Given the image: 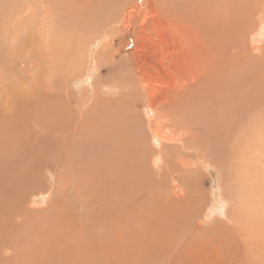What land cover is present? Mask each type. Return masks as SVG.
Here are the masks:
<instances>
[{"label":"rangeland","instance_id":"374dc122","mask_svg":"<svg viewBox=\"0 0 264 264\" xmlns=\"http://www.w3.org/2000/svg\"><path fill=\"white\" fill-rule=\"evenodd\" d=\"M26 1L0 0V135L10 146L11 127L4 126L12 121L24 122L30 134L21 142L24 157L13 154L19 164L11 173L0 158V264H264V0H222L217 10L201 8L210 0H161L193 20L187 36H197L214 66H155L162 74L169 67L175 72L170 89L147 75L156 90L152 96L157 100L160 95L154 110L147 106L148 95L132 87V97H139L130 103L137 115L133 119L146 135L135 152V168L121 173L133 150L126 151L122 141V128L127 132L130 127L119 122L114 150L104 151L110 162L107 181H95L70 165L55 166L60 164L59 138L50 129L51 117L42 113L56 101L87 111L94 98L93 77L101 93L114 98L120 86L114 81L130 80L136 67L135 40L131 43L125 34L123 40L110 41L101 28L116 32L111 23L128 3L150 17L160 0H107L105 11L94 19L76 12L91 3L98 7L100 0ZM108 11L112 18L106 19ZM148 23L145 29L151 30ZM107 41L114 46H107V66L96 68V51ZM180 57L177 53V65ZM165 92L172 98L162 101L173 103H162ZM34 98L46 99V107L34 104ZM80 113L78 122L67 123L73 129L81 123L76 130L86 128L87 133L91 126L79 123ZM151 121L158 123L161 135L146 128ZM78 134L75 142L82 141L73 147L91 156L90 162L81 160L89 165L93 152L101 153L98 141ZM36 153L41 154L37 163L31 157ZM24 165H30L31 173L16 178Z\"/></svg>","mask_w":264,"mask_h":264},{"label":"bare ground","instance_id":"6f19581e","mask_svg":"<svg viewBox=\"0 0 264 264\" xmlns=\"http://www.w3.org/2000/svg\"><path fill=\"white\" fill-rule=\"evenodd\" d=\"M91 1L93 2V0H91ZM165 1H167V0H165ZM220 1H222V0H210L209 2H206V3L205 2H201V3L199 2V3H200L201 8L203 6H206L208 9L213 10V9H216L217 7H219L221 5ZM26 2H29V0L26 1ZM111 2H113V1H111ZM160 2H161V0L159 1V4H157L156 13L152 14L150 17H148L147 13L146 14L144 13V11H143V9L141 7H137L138 5L131 4V3L127 2L128 5H129V6H127L128 9H126L124 12H121L122 14L120 16L118 15V18H116L117 16L116 17L113 16L115 21L113 20L114 22H112L111 24H112V26H114L117 29V30H114L116 32L111 31V33H113V34H108L107 30L104 29L105 26H103L101 28V32L102 31H103L102 33L105 32V34H107V38L110 41H113V39L119 38V37H120L121 40H123V36L125 34L128 35V38H129L131 43H132V40H135L134 49H133V51H134L133 60H134V64H135L136 67L134 66L135 68H134V70H132V77H131L130 80L123 79L122 78L123 76L121 75L122 77L119 79L120 81H118V80L114 81V85L115 84L117 85V82L120 83L119 84L120 86L117 85L119 88L117 87L118 88L117 89V95L114 98H109V97H107V95H103L101 93V85H98L96 83L94 77L90 81L91 82L92 91H94L93 102L90 105L91 106L90 107L91 109L89 108L90 110L88 109L87 111H83L84 112V114H83L84 116L82 118V121H79V123L82 122V124H84V123L88 122L90 124V126H91V131H89V132L87 131V133H85L86 131H84V130H89V129L82 128V127H81V129L76 130L81 125V123H80V125L78 123L79 126L75 127L74 129L72 128L71 125H68L67 121L71 122L72 124H74L75 121L79 120L82 117V115H81L82 113H79L78 115H76L73 110L69 109L70 106H67V104L63 105L59 101H56L57 103L53 105V109L51 111L48 112L46 110L44 113H42V116L45 115V116H50L51 117L50 121H49L50 122V129L53 130V132L56 135H58L57 137L59 138V141L57 142L56 149H58V152H59V155H60L61 158H58V161L60 162V164H57V165H55L56 163L54 164L56 167L61 166V165H63V166L70 165V167L77 173H83L84 175L90 173L91 174L90 176L97 177V178H93L95 181H98V180L107 181V179H106L107 178V176H106L107 175V163H110V162H108L106 160L107 155H104V151L107 149V147L110 148L111 151L114 150L112 148L113 147L112 146V140H113V137L116 134L115 128H117L122 122L123 126L126 124V125H129L128 128L130 127V129L126 130L127 132H124L125 131L124 128H122L123 131L120 129L123 132V134L125 133L124 134L125 138L122 140L124 148H125L126 151H130V150H133V151H131V154H132L131 157L132 158L128 162V166L124 165V166H122L121 170H119V169L118 170L121 173H128L127 168H129V167H134L135 168L134 164H136V162H137V157L135 156V152L138 151V146H140L139 143L141 142L140 140H141L142 136L145 138V135H146L145 130L143 131L144 127H142L141 124L137 123L138 122L137 120H136L137 121L136 122L133 119V117L136 115V112L134 110L135 109L134 107H130V103L136 101L139 97L138 98L137 97H132L133 96V91H130V90H133L132 87L135 86L137 88H140L139 89L140 92L144 91L148 95L149 101L147 103V106L154 110V106H155L154 102L156 100V97H153L152 93L154 91H156V90L155 89H151V86L153 87V85H152L153 83H152V81H151L152 84L150 82H148V80H147V75L148 74L152 75L150 77V78H153L152 80H158V82L160 81L161 84L167 85L168 88L170 89L172 87V80L174 78L173 77V72H175V70H178L180 68L179 66H182V65L190 66L191 65V66H195L196 68H197V66H207V65L209 66L210 64H211V66H214V62H212V61H214V59L212 58V54L208 55V51L204 50V49L202 51L203 46H202V44H200L199 39L197 38V36H195L193 33H191V34L189 33V35L187 36L188 32H190V31L193 32V30H192V28H194L193 25L188 24L189 22L194 23L193 20L191 18H188L187 15L184 16L185 14H182V12L178 11L176 8H172L171 9L170 7L165 5V2L164 3L163 2L160 3ZM178 2H181V1L178 0ZM97 3H98V7H96L94 5V3H93V5H92V3L90 5H84L85 3L84 4L82 3L86 7L83 6L84 8H82L80 11L78 10L76 12L77 17L80 16V17H82V19H94V18H97L100 15H102V13L105 11V9L107 7V0H100V2L98 1ZM113 3H115V2H113ZM95 4H96V2H95ZM120 4H121V2H120ZM177 4H178V6H177V8H178L179 4H181V3H177ZM23 5L20 6V7H23ZM121 5H123V4H121ZM169 5L171 6V4H169ZM182 5L184 6L185 4H183V2H182ZM28 6H29V4H27V7ZM110 6L112 7L113 5H111V3H110ZM118 6L120 7V5H118ZM181 7L182 6H180L178 9L183 11V9H181ZM109 8H107V10H109ZM25 9H26V7H25ZM121 9L122 8L120 7V10ZM123 9H125L124 6H123ZM116 10L117 9L115 8V12H116ZM109 12L110 11H108V14L106 13L107 14L106 19H107L108 15H109ZM111 12H114V10L111 11ZM185 12H187V11H185ZM118 13L119 12H116V14H113V15H117ZM22 14H24V12ZM30 15L31 14H29V16ZM205 15L206 14H203V16H202L203 17V21H204V17H206ZM109 17H111V14H110ZM110 20H112V19H110ZM90 22H92V21H90ZM106 22H107V20H106ZM146 22H147L148 25H150L148 22L152 23V29L151 30H148L147 28L145 29L144 25H146ZM219 22H220V20H219ZM121 23L124 24L125 29H128V30L122 31L121 30L122 26H119V25H122ZM20 26H21V24H20ZM161 26L164 27V29H162ZM111 30H113V29H111ZM109 32H110V30H109ZM29 35H31V34H29ZM70 40H71V38H70ZM38 42H40V41H38ZM119 45L122 46V47L124 46V48H125V45L123 44V42H121V44L119 43ZM107 46L114 47L113 45H111V42H108V41H107ZM130 46H131V44L129 43V45H128V41H127L126 48H129ZM33 47L31 48L32 50H33ZM177 53L182 56V58L180 57L179 60L177 58V60L179 62L178 65L176 64L177 62H175ZM122 59H123V57H122ZM122 65H123V63H122ZM48 66H50V65H48ZM64 66H62V68H64ZM155 66H162V67L175 66L174 67L175 70L172 69V71H170V67H169V69L166 68L167 71L165 70L167 73L166 74H162L160 72V70H159L160 68H157ZM98 67L99 66H96V68H98ZM181 68H182L181 70H183V67H181ZM196 68H195V70H196ZM64 69H66V68H64ZM64 69H63V71L65 73L66 70H64ZM72 69H73V65L68 68L67 72L70 73V71ZM150 70H151V72H150ZM184 70H185V68H184ZM195 70H193V71H195ZM63 71H62V73H63ZM189 72H191L190 69H189ZM189 72H188V74H189ZM180 73H181V71H180ZM184 73H186V72L184 71ZM193 73L194 72H192V74ZM126 76L129 77L130 75L126 74ZM176 78L177 77H175V80H176ZM185 78H187V76ZM154 85H155V83H154ZM106 87L111 90L110 85L107 84ZM155 87L158 88V85H156ZM19 89H21V88L19 87ZM127 91H130V92L127 94ZM137 91H138V89H137ZM166 92L163 93L161 101L164 98V96H169V97L172 98V96L169 95L170 94L169 91H168V93H169L168 95L166 94ZM157 95H159V94H157ZM159 96H158V99L160 98ZM45 100L46 99L34 98V104L35 103L42 104V107L44 109L46 107L45 103H44ZM132 100H134V101H132ZM46 102H48V100ZM49 102H51V101H49ZM110 102L115 103V104L108 105ZM52 103H55V101L51 102L50 104H52ZM162 103L163 104H167V103L170 104V103H173V102H172V99H171L169 101H162ZM86 114L88 116H86ZM125 121H127V122H125ZM119 122H120V124H119ZM132 122H134L136 124L138 129L137 128L135 129V128L131 127V124H133ZM148 126L151 127V129H153L151 131H153L154 133L159 130L157 134L161 135V133H160L161 129H159L158 123L154 125L152 123V121H151V123L148 122L146 128ZM155 126L157 127L156 128L157 130H154ZM9 127H11V130L9 129L10 131H7V132L10 134L9 139L11 140L12 143L10 144V146L7 143L4 144L3 136L0 135V158L1 157L4 158L5 163H4L3 166L6 167L7 172L11 173L12 169L17 164H19L18 163L19 161L18 162L15 161L16 160L15 158H14L15 160H13V156H15L13 154L17 153L18 154V156H17L18 159L24 157V151H25L26 147H24V145L21 142H24V138L29 136L30 134L28 135V130L24 131V122H22V121H12L10 123H7L6 126H4V128H7V129ZM78 133L82 134V135L80 134L82 136V137L79 136L80 138H83V139L87 138L88 139V137H89V139H93L95 141H98L97 142V148H99V151L102 154L99 153V152H93L94 153L93 156H94L95 160L93 161V163H91L89 165H86L85 163L81 164L82 163L81 160L86 159L87 160L86 162H88V161L90 162L91 161V158H90L91 156L90 155H85L84 156V151H81L80 148L77 149V148L73 147V145H75V144H77V143L82 141V140L78 139L77 142H75ZM17 134H19V135H17ZM168 134L169 133H167V134L164 133L163 135L165 137H168ZM16 135H17V137H16ZM170 137H172V136H170ZM117 143H119V142H117ZM90 144L95 146L91 141H90ZM21 146H22V148H21ZM77 147H79V146H77ZM93 149H94V147H93ZM82 150H83V148H82ZM37 154L38 153H36V154L31 156L33 158V160H35L34 162H36V163H37V160L41 157L40 153H39L40 155H37ZM111 156H109V157H111ZM124 157H125V159H130L128 157V153L127 152H125ZM16 162H17V164H16ZM30 162H31V160H30ZM30 165H24L22 167V169H21V172L20 171L17 172L16 178L18 176L24 177V175H26V173L31 169ZM82 165H85V166H82ZM0 170H1V168H0ZM139 172H142V169H140ZM29 173H31V172L29 171ZM39 174H40V172H39ZM79 177H80V175H79ZM24 179H22V180L24 181ZM17 180H19V179H17ZM70 180L75 182L73 179H70ZM18 186L20 187L22 185H18ZM23 189L25 190L24 186H23L22 190ZM20 191H21V187H20ZM15 200H16V198H15ZM12 203L14 204V202H12ZM15 203H16V201H15ZM17 204H14V205H17ZM11 205L12 204H10V206ZM11 207L13 208V206H11Z\"/></svg>","mask_w":264,"mask_h":264},{"label":"crops","instance_id":"0c3cea01","mask_svg":"<svg viewBox=\"0 0 264 264\" xmlns=\"http://www.w3.org/2000/svg\"><path fill=\"white\" fill-rule=\"evenodd\" d=\"M93 60H94L93 61V63H94L93 66H107V44H103L101 47H99L98 51H96V55L94 56ZM62 99H64L63 96H62ZM90 105L88 106V109L91 107ZM68 106H70V105H68ZM71 108L69 107L70 110H73V108L72 109ZM81 111H85V110H81ZM81 111H74V113L76 115H78V113H80ZM56 152H57L56 154H58V158H60L58 149H57Z\"/></svg>","mask_w":264,"mask_h":264}]
</instances>
